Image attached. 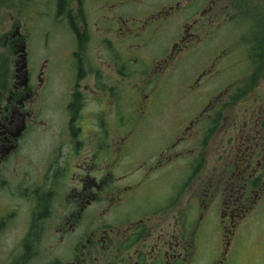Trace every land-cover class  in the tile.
<instances>
[{"label": "flooded vegetation", "instance_id": "flooded-vegetation-1", "mask_svg": "<svg viewBox=\"0 0 264 264\" xmlns=\"http://www.w3.org/2000/svg\"><path fill=\"white\" fill-rule=\"evenodd\" d=\"M167 26L179 34L158 55ZM192 49L186 88L224 85L186 112L161 107L167 70ZM263 62L264 0H0V264H231L264 193V101L228 133L213 177L190 131L207 122L209 140ZM215 197L218 259L201 253Z\"/></svg>", "mask_w": 264, "mask_h": 264}, {"label": "rangeland", "instance_id": "rangeland-1", "mask_svg": "<svg viewBox=\"0 0 264 264\" xmlns=\"http://www.w3.org/2000/svg\"><path fill=\"white\" fill-rule=\"evenodd\" d=\"M47 20V18L42 19V23H47ZM178 34V27L171 26L169 28V26H167L155 41L157 44V54H166L170 49L172 41L177 38ZM198 70L199 55L196 54L193 49L186 52L183 58L175 60L174 64L167 70L163 81V92L158 96L159 102H162L161 107L167 108V104L173 102L178 104L175 105V110L186 112L192 107L191 101L195 102L194 100L200 99L198 107L207 102L208 99L214 101L215 96L210 93H214L213 91L217 90V85H224L222 83L219 84V80L217 82L205 81L206 79H204L203 81L205 82L202 81L201 84H199L200 88L197 87L196 92L195 90L192 91L186 88L193 83L195 76L198 74ZM261 70L262 74L260 77L255 76V80L251 83L254 89L248 91L244 96L238 95L237 98L233 100L235 104L232 105V108H228V112H224L223 110L219 118H216L211 123L212 136L209 140L204 143V138H202L204 132L208 128L206 125L207 122L200 125L199 123L196 124L190 131L194 139L193 148L195 149V154L200 153V156L203 157V161L206 162L204 169L202 171L200 169L201 176L207 174H210L212 177L215 176L213 174L217 171V168L224 165L222 152L225 149L228 133L234 134L236 129H238L237 125H239L240 121H243L245 116L247 117L250 116V114H255L259 110L260 103L262 100L264 101V65ZM215 93H218V91ZM159 110L164 112L161 108ZM165 113L166 114H163L160 118L163 120V123H159V125L154 127V131H152V133L159 134L158 138L162 139L161 144H164L167 140L163 130L165 129L164 121L169 118V113ZM185 115L184 121L186 125L189 124V119L198 118V112L190 116ZM205 116L208 118V114ZM206 117H204V121L208 120ZM212 117L214 118V114ZM230 124L231 126L229 128ZM152 133L151 127H148L144 132L145 137H148V139H158ZM193 191L194 190L191 188L184 191L183 204L185 210L186 205L191 200H194ZM220 201L221 200L215 197V200L212 201L210 206V211L205 214L200 227L203 241L201 244V253L211 251V255L214 256L215 259H218L219 254L223 251L225 246V240L223 239V234L225 232L222 231L221 227ZM200 202L201 199L198 200L197 204L199 205ZM246 220L247 222L237 231L229 262L231 264H264V193H262L260 200L256 206L253 207V210L249 213Z\"/></svg>", "mask_w": 264, "mask_h": 264}]
</instances>
